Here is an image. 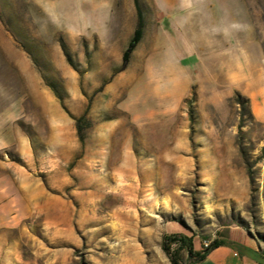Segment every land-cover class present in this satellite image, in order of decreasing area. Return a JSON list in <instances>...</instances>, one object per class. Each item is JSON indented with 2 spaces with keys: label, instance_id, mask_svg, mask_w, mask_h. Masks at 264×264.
Instances as JSON below:
<instances>
[{
  "label": "rangeland",
  "instance_id": "374dc122",
  "mask_svg": "<svg viewBox=\"0 0 264 264\" xmlns=\"http://www.w3.org/2000/svg\"><path fill=\"white\" fill-rule=\"evenodd\" d=\"M165 2L121 71L134 0H0V264H172L166 234L264 255V123L205 64L264 54V0Z\"/></svg>",
  "mask_w": 264,
  "mask_h": 264
},
{
  "label": "crops",
  "instance_id": "0c3cea01",
  "mask_svg": "<svg viewBox=\"0 0 264 264\" xmlns=\"http://www.w3.org/2000/svg\"><path fill=\"white\" fill-rule=\"evenodd\" d=\"M210 75L227 91H236L249 99L254 118L264 123V54L258 44L226 48L205 62ZM223 248V247H222ZM220 248L199 264H230L231 255ZM221 254L217 262L211 258ZM225 255V256H224Z\"/></svg>",
  "mask_w": 264,
  "mask_h": 264
},
{
  "label": "trees",
  "instance_id": "16d2710c",
  "mask_svg": "<svg viewBox=\"0 0 264 264\" xmlns=\"http://www.w3.org/2000/svg\"><path fill=\"white\" fill-rule=\"evenodd\" d=\"M135 6L137 9V27L135 29L134 35L130 40L127 49L125 50L122 58V67L121 71H124L131 60V56L134 51L137 49L138 45L142 41L144 37V17L139 5V0H134ZM237 97L240 101H243L245 105H250L249 99H244L242 95L237 94ZM84 119H77V129L82 137V123ZM194 237H189L185 234H171L164 235L162 240V249L169 256L172 264H182L181 263V252L187 251L190 255L191 264H199L207 260V258L216 250L228 246L234 249L236 252L240 254V252H247L249 256L255 260L259 264H264V255L259 253L258 251L250 250L249 248H245L239 244H235L232 242H227L223 239H215L208 246L203 247L201 251H196L194 248Z\"/></svg>",
  "mask_w": 264,
  "mask_h": 264
},
{
  "label": "bare ground",
  "instance_id": "6f19581e",
  "mask_svg": "<svg viewBox=\"0 0 264 264\" xmlns=\"http://www.w3.org/2000/svg\"><path fill=\"white\" fill-rule=\"evenodd\" d=\"M163 1H167L168 4L165 2L167 5H169V3H170V7H171V8L175 5L174 0H163ZM173 8H174V7H173ZM173 8H172V9H173ZM208 50H209V49H208ZM208 54H209V53H208Z\"/></svg>",
  "mask_w": 264,
  "mask_h": 264
}]
</instances>
